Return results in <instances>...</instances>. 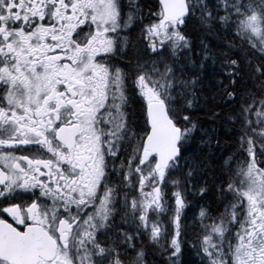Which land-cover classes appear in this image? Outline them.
<instances>
[{
  "label": "snow or ice",
  "instance_id": "6c2138e0",
  "mask_svg": "<svg viewBox=\"0 0 264 264\" xmlns=\"http://www.w3.org/2000/svg\"><path fill=\"white\" fill-rule=\"evenodd\" d=\"M0 264H264V0H0Z\"/></svg>",
  "mask_w": 264,
  "mask_h": 264
}]
</instances>
